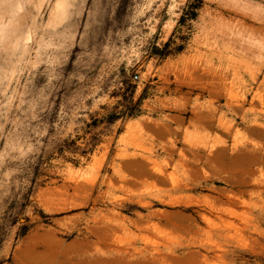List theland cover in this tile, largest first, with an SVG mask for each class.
<instances>
[{
  "label": "rangeland",
  "instance_id": "obj_1",
  "mask_svg": "<svg viewBox=\"0 0 264 264\" xmlns=\"http://www.w3.org/2000/svg\"><path fill=\"white\" fill-rule=\"evenodd\" d=\"M254 26L264 0H0V264H264Z\"/></svg>",
  "mask_w": 264,
  "mask_h": 264
},
{
  "label": "bare ground",
  "instance_id": "obj_2",
  "mask_svg": "<svg viewBox=\"0 0 264 264\" xmlns=\"http://www.w3.org/2000/svg\"><path fill=\"white\" fill-rule=\"evenodd\" d=\"M240 12H241V9H240ZM245 12H243V14H242L244 17H246V15L248 14V13L245 14ZM252 17H253V15H252ZM253 18H255V17H253ZM242 21H244V20H242ZM241 23L243 24V22H241ZM257 30L260 33L261 32L264 33V26L263 27L262 26H260V27H256V26H254V27H247L246 29L244 28V29L239 30L237 32V35H238V37L241 40L240 41V48L248 56H254L255 52L260 51V48H258V47H259V45L261 43L260 35L262 33L261 34H257V32H258ZM229 105H232V102ZM240 106H241V104L235 103V107L236 108H238ZM138 125L139 124L137 122H133V121L132 122L130 121V122L127 123V127L129 129H132V128L138 126Z\"/></svg>",
  "mask_w": 264,
  "mask_h": 264
},
{
  "label": "trees",
  "instance_id": "obj_3",
  "mask_svg": "<svg viewBox=\"0 0 264 264\" xmlns=\"http://www.w3.org/2000/svg\"><path fill=\"white\" fill-rule=\"evenodd\" d=\"M122 83L125 84V82H122ZM139 107H140V102L137 103L136 105H134L133 107L127 108L126 110H121L119 112L112 113L110 116L111 117L110 121L114 122L119 118L126 119L129 117H135V116L140 114V108ZM18 214H19V211L10 212L5 219L6 222H5V226H3V227L8 228V227L16 224V222L18 220ZM0 228H2V227L0 226ZM29 229H30L29 225H23L21 227L20 231L18 232L17 237L24 236L28 232ZM2 235H4V232H0V238L2 237Z\"/></svg>",
  "mask_w": 264,
  "mask_h": 264
},
{
  "label": "built area",
  "instance_id": "obj_4",
  "mask_svg": "<svg viewBox=\"0 0 264 264\" xmlns=\"http://www.w3.org/2000/svg\"><path fill=\"white\" fill-rule=\"evenodd\" d=\"M132 77H133L134 80H138L139 79V74L138 73H134Z\"/></svg>",
  "mask_w": 264,
  "mask_h": 264
}]
</instances>
